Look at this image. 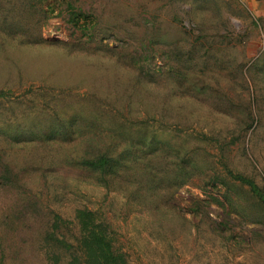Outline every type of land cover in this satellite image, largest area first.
<instances>
[{"label": "rangeland", "instance_id": "obj_1", "mask_svg": "<svg viewBox=\"0 0 264 264\" xmlns=\"http://www.w3.org/2000/svg\"><path fill=\"white\" fill-rule=\"evenodd\" d=\"M1 92L0 264H68L84 206L128 264H264V204L222 163L264 184V16L247 0H0ZM142 120L206 171L181 176L171 150L104 179L80 165Z\"/></svg>", "mask_w": 264, "mask_h": 264}, {"label": "trees", "instance_id": "obj_2", "mask_svg": "<svg viewBox=\"0 0 264 264\" xmlns=\"http://www.w3.org/2000/svg\"><path fill=\"white\" fill-rule=\"evenodd\" d=\"M69 21L77 28L82 31H89L92 26L93 19L92 15L82 10H76L72 5L69 6ZM190 53V52H189ZM190 53V56L195 58ZM5 92H1L0 96H4ZM59 127L56 128L62 132L65 129V125L60 123ZM241 130L244 128L248 130L251 124L243 126V124H237ZM126 128V124L119 125V128ZM149 123L146 120L140 121V127L138 128L136 138H132L133 141L124 144L118 153L114 155L112 146L109 143H103V147L98 150L93 156H86L80 160V165L87 167L90 170L101 174L103 179L107 174H117L119 170L118 166H127L128 168H137L132 164H139L140 166L147 168V164H143L147 157L150 155H171L176 152L180 158V174L181 176L186 175L189 171L198 172L199 175L206 171V165H200L197 158L196 149L185 147L184 144H180L178 147L172 146L170 141L158 140L157 134L154 129H149ZM57 130L51 129L49 136H55ZM122 135V133H120ZM28 135L26 130L17 132L12 138L13 141L20 142L22 137ZM204 138H208V135L204 133ZM210 140L215 141L219 146L222 145V140L218 137L210 136ZM161 141V142H160ZM226 141V139H225ZM160 142V143H159ZM116 147V145H114ZM146 147V149H144ZM147 147L150 148L147 151ZM175 150V151H174ZM143 152V153H142ZM132 157L133 162L128 164L127 160ZM164 163V162H163ZM167 163V162H166ZM164 163V164H166ZM223 165L227 174L232 178L240 182L241 185L248 187L247 191L251 193L253 197L257 198V201L264 204V184H259L254 178L235 172L229 166V163L223 159ZM139 167V166H138ZM157 175V174H156ZM152 179L155 178L154 174H150ZM188 180V179H186ZM187 181H182L181 185H184ZM224 198L230 203H233L232 196L227 193L224 194ZM76 217L78 219L80 237L77 238L79 243L78 248L71 246L73 250L70 251V260L68 264H128L127 258L124 252L116 247L113 239V230L108 221L103 217L98 209H92L88 206L77 209ZM263 222L262 220H257ZM54 240L56 243H61L59 237L54 234Z\"/></svg>", "mask_w": 264, "mask_h": 264}, {"label": "crops", "instance_id": "obj_3", "mask_svg": "<svg viewBox=\"0 0 264 264\" xmlns=\"http://www.w3.org/2000/svg\"><path fill=\"white\" fill-rule=\"evenodd\" d=\"M249 6L253 11L259 15L264 16V0H247Z\"/></svg>", "mask_w": 264, "mask_h": 264}]
</instances>
